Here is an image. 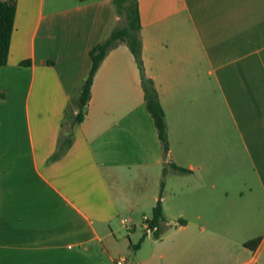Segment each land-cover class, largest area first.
Returning a JSON list of instances; mask_svg holds the SVG:
<instances>
[{"label":"crops","instance_id":"0c3cea01","mask_svg":"<svg viewBox=\"0 0 264 264\" xmlns=\"http://www.w3.org/2000/svg\"><path fill=\"white\" fill-rule=\"evenodd\" d=\"M137 5L165 155L124 43L56 154L88 51L119 16L111 0H16L0 65V264H264V0ZM158 199L184 222L154 237L143 216Z\"/></svg>","mask_w":264,"mask_h":264},{"label":"trees","instance_id":"16d2710c","mask_svg":"<svg viewBox=\"0 0 264 264\" xmlns=\"http://www.w3.org/2000/svg\"><path fill=\"white\" fill-rule=\"evenodd\" d=\"M111 2L119 19L107 35L101 41L94 44L88 51L90 66L86 76L70 98L68 104V110L70 111L67 118L68 124L60 136L56 154L61 153L64 148L70 144L74 125L78 124L86 114L92 78L101 60L110 49L120 43H124L130 50L138 67L144 105L153 120L162 152L165 155L168 150V141L164 112L159 103L158 94L153 81L144 73L141 57V38L139 34L140 21L137 0H111ZM15 6L16 0H0V65L5 64L7 59L10 36L13 29ZM20 63L27 64L28 60H22ZM3 96L4 92L0 91V97ZM169 168L171 171L178 173H185L188 171L187 168L173 162L169 164ZM163 170H165V166ZM148 222L150 225L157 226L153 236L158 237L160 235L158 232L160 228H164V226L170 224H180L183 223L184 220L178 218L173 222L167 221L163 215L161 202L158 199L151 208ZM159 231H161V229ZM249 242L252 241H248L247 243Z\"/></svg>","mask_w":264,"mask_h":264},{"label":"built area","instance_id":"2783aa9c","mask_svg":"<svg viewBox=\"0 0 264 264\" xmlns=\"http://www.w3.org/2000/svg\"><path fill=\"white\" fill-rule=\"evenodd\" d=\"M124 221H127V218H123ZM149 217L147 216H143V228H144V231L145 233L147 234H154V232L156 231L157 229V226L156 225H150L149 222ZM125 263H128V261L123 258V257H118L116 260H115V264H125Z\"/></svg>","mask_w":264,"mask_h":264},{"label":"rangeland","instance_id":"374dc122","mask_svg":"<svg viewBox=\"0 0 264 264\" xmlns=\"http://www.w3.org/2000/svg\"><path fill=\"white\" fill-rule=\"evenodd\" d=\"M143 232H144V234H146L145 231H144V229H143ZM151 235H153V234L151 233Z\"/></svg>","mask_w":264,"mask_h":264}]
</instances>
